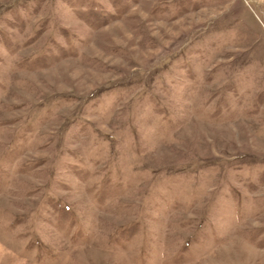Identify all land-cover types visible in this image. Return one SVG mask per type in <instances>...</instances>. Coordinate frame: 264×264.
Returning a JSON list of instances; mask_svg holds the SVG:
<instances>
[{
    "label": "rangeland",
    "instance_id": "rangeland-1",
    "mask_svg": "<svg viewBox=\"0 0 264 264\" xmlns=\"http://www.w3.org/2000/svg\"><path fill=\"white\" fill-rule=\"evenodd\" d=\"M0 264H264V0H0Z\"/></svg>",
    "mask_w": 264,
    "mask_h": 264
}]
</instances>
